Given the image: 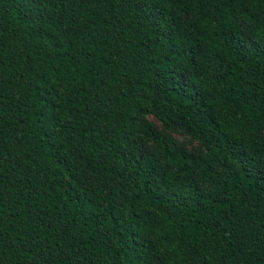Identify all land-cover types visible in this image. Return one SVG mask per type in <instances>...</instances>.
Masks as SVG:
<instances>
[{
  "label": "trees",
  "instance_id": "trees-1",
  "mask_svg": "<svg viewBox=\"0 0 264 264\" xmlns=\"http://www.w3.org/2000/svg\"><path fill=\"white\" fill-rule=\"evenodd\" d=\"M0 264H264V0H0Z\"/></svg>",
  "mask_w": 264,
  "mask_h": 264
},
{
  "label": "rangeland",
  "instance_id": "rangeland-1",
  "mask_svg": "<svg viewBox=\"0 0 264 264\" xmlns=\"http://www.w3.org/2000/svg\"><path fill=\"white\" fill-rule=\"evenodd\" d=\"M150 120L156 125L157 129L166 137L171 139L175 144L179 147L185 149L189 152H197L199 150V142L191 138L187 132L181 127H164L161 123H159L154 117H150ZM143 149L152 147L155 145L149 141L144 139L143 141Z\"/></svg>",
  "mask_w": 264,
  "mask_h": 264
},
{
  "label": "snow or ice",
  "instance_id": "snow-or-ice-1",
  "mask_svg": "<svg viewBox=\"0 0 264 264\" xmlns=\"http://www.w3.org/2000/svg\"><path fill=\"white\" fill-rule=\"evenodd\" d=\"M246 43H248V44H252V43H253V41H247Z\"/></svg>",
  "mask_w": 264,
  "mask_h": 264
}]
</instances>
